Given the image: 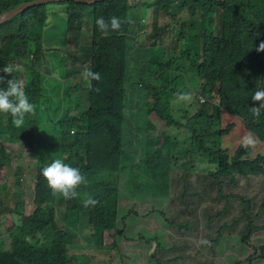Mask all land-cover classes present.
I'll return each instance as SVG.
<instances>
[{"label":"trees","instance_id":"obj_1","mask_svg":"<svg viewBox=\"0 0 264 264\" xmlns=\"http://www.w3.org/2000/svg\"><path fill=\"white\" fill-rule=\"evenodd\" d=\"M24 1L31 0H0V14ZM183 2H189L196 10L201 8L205 29L200 53L194 57L192 52L168 55L164 45L156 47L165 30L159 26L160 22L150 28L144 26L137 40L130 39L132 21L137 20V28L142 22L144 25L149 8L154 9V16L161 11L170 14L173 5ZM59 3L68 6L66 24L60 32L69 44H80L78 51L57 48L72 57L66 79L81 75L85 65L99 72L101 79L89 83L81 75L80 81L75 80L74 85L59 90V99H45L48 87L43 80L51 68L47 69V48L41 28L50 25V16L59 4L53 7L49 3L35 5L2 23L0 69L5 65H19L23 71L12 75L0 71V77L5 78L0 87L6 88V81L13 76L22 80L29 101L36 106V115L26 116L24 125L17 128L10 114L0 113V141L6 136L23 145L37 142L34 152L40 161L44 155L43 145L52 137L51 140L56 139L54 143L60 142L62 161L80 168L88 183L78 189L80 197L64 199L48 187L42 175L46 166L39 162L31 181L35 193L30 200L20 199L18 206L9 210L0 199V264H78L76 260L81 252L70 254V250L72 246L79 247L77 240L88 233V227L91 235L85 238L89 247L101 251L120 249V238L129 232L125 229L127 217L120 215V182L112 179L117 174H127L129 194L145 197L148 191L144 187L156 188L171 202L167 221L185 238L186 250L168 256L169 263L180 259V264H217L218 246L226 234H238L243 245H250L254 234L264 231V172L230 170L236 159L230 158L220 144L228 130L220 127L222 109L216 100L223 88L226 39L207 31L210 24H214L215 12L230 10L238 17L236 7L225 0ZM113 16L122 21L121 29L102 34L96 25L97 18L104 17L108 21ZM129 53L136 63L133 65L135 72L142 67L135 76L140 77V85L145 88L142 109L146 117L134 130L137 136L130 134L132 114L128 115L126 107V100L130 99L128 86L132 84L127 82L134 78V74L130 75ZM183 56L194 58L192 62L189 60L190 64H196L195 70L203 79L200 92H196L194 102L189 104V108L197 104L195 112L181 116L186 120L184 124L174 120L167 101L163 106V97L169 90L175 95L184 93L176 90L171 81L175 76L171 66L179 64ZM184 67L182 65L181 69ZM155 73L159 75L155 77ZM81 90L86 92V99H74L73 92ZM200 97L205 101L200 102ZM59 106L60 112L54 118L51 115ZM72 107L79 111L71 110ZM156 119L161 122L159 128H155ZM255 124L264 126V109L256 117ZM173 126L184 138L177 137V133L172 136ZM32 128L38 129L37 137ZM172 137L189 141L192 148L173 151ZM126 150L130 153L128 161L124 158ZM11 160L10 153L0 154V166L10 164ZM204 165L207 171L201 170ZM15 174L16 184L21 181L23 185L20 173ZM86 195L98 203L84 207L82 201ZM7 215L12 222L5 229L3 222ZM201 229L203 235H200ZM5 238L9 239V247L5 245ZM251 246L254 253L248 257V263L253 264L256 258L264 260V240ZM155 260L157 264L167 261L164 258Z\"/></svg>","mask_w":264,"mask_h":264},{"label":"rangeland","instance_id":"obj_2","mask_svg":"<svg viewBox=\"0 0 264 264\" xmlns=\"http://www.w3.org/2000/svg\"><path fill=\"white\" fill-rule=\"evenodd\" d=\"M233 4L239 16L236 17L230 10L218 11L213 15L215 17L214 24H210L211 27L207 31H212L223 35L226 39L225 48V60L223 71V88L219 95H217V102L221 105L222 121L220 123L221 129L228 130L220 140V144L224 152L229 154L230 158L235 157V163L230 168L231 171H245V172H264V126L255 124L256 118L252 114V107H259L258 101L252 100V95L256 90L264 89V52H258L256 49L260 43L264 42V0H225ZM21 4V3H20ZM59 4L57 9L50 16V25L41 28V33L45 39V51L47 60L49 62L47 69L51 68L50 72H46L44 76V84L48 87V91L45 93V99H59V90H64L67 86L74 85L77 81H80V74H76L72 78H67V66L72 65V57L67 56L61 49L63 48L72 51H78L80 44L68 43L60 32L61 28L65 26L68 6L67 3L49 2V5ZM176 6H179L176 8ZM53 7V6H52ZM59 9H63L60 13ZM145 18L146 23L142 22V25L137 28V20L132 21L130 26V39L137 40L141 31L144 30V26L150 28L155 23L159 26L165 27L162 32L161 39L158 40V46L166 47V53L168 55H182L183 53L192 52L193 57L195 54L201 52L202 46V33L205 29L201 19V8L197 10L190 5L189 2H183L181 5H173L171 13L166 14L160 12L157 15H153L154 9L149 8ZM175 13V14H174ZM237 15V13H235ZM249 24V25H248ZM143 26V27H142ZM71 38V36H70ZM70 41V40H69ZM149 44V43H147ZM134 51V50H133ZM177 54H174V53ZM130 58V75H133V79L129 78V96L130 99L126 100V107L128 115L132 114V123L130 134L137 136L134 131L139 126L138 123H142L146 117L145 111H143V95L145 88L140 85V77L135 76L142 71V67H138V72H135L133 65L136 64L133 61L132 54L129 53ZM188 56L180 58L179 64L174 63L171 66L172 72H174L173 81L176 90L184 91V93H191L192 99L190 101H179L178 95L171 93L169 90L166 96L163 97V106L172 107V115L175 121L184 124L186 120L181 118L182 114L194 113L197 108V104H192L189 108V104L193 103L196 98V92H200V88L203 83V79L196 72V64L191 63L194 60H190ZM79 64V60L77 61ZM185 65L183 69L181 66ZM132 66V67H131ZM79 67V65H77ZM45 68V66H44ZM159 75V74H158ZM155 73V77L158 76ZM83 82V81H82ZM84 84V82H83ZM171 93V94H169ZM74 99H86V92L81 90L79 92H73ZM144 99H148L145 97ZM132 101V102H131ZM67 104V103H66ZM59 107L54 108L53 116L56 118L60 112ZM71 110L79 111L76 107H72ZM159 124V126H158ZM155 128L161 127V122L157 119L154 121ZM180 128V126H176ZM32 132H35L37 137L38 129L32 128ZM159 131V129H156ZM172 136L177 133V129L173 126L170 130ZM246 135H250L255 144L249 147H244L242 144L243 138ZM177 137L184 138V135L179 132ZM52 138V137H51ZM49 138L43 145L42 160L36 157L35 150L37 142H30L27 145H23L21 142L12 140L9 137L4 136L0 141V154L2 152L10 153L12 160L10 164L0 166V180L4 179L8 181L11 186L8 189L0 191V198L5 207L9 210H14L18 206L20 199L30 200L35 191L31 184L33 181V175L36 173L39 167V162L42 165L47 166L54 159H61L63 156V150L60 148V142L54 143V140ZM172 150L182 152L184 149L189 150L192 148V144L189 141H184L173 138ZM44 143V141H42ZM60 150V155H58ZM130 153L126 150L124 154L125 161H128ZM256 166H253V164ZM215 166L217 163L214 164ZM19 167H24L19 170ZM31 167H34L33 170ZM207 166H203L201 170L207 171ZM16 172L20 173L21 179L24 180V184L21 181L16 184ZM32 174V175H31ZM114 181L120 182V215L121 218L128 215V225L125 224L126 233L120 238V249L109 248L106 251L100 249L91 248L88 246L85 236L91 235L90 227L88 233H84L79 242V247H71L70 254H78L80 256L76 260L78 264H148L145 263L144 258L141 259L135 253L137 245L128 243L129 240L133 241L138 237L137 231L141 232L143 237L152 239L155 237L153 231L149 228H157L156 223L161 219V215L171 209V202L167 203L165 196L158 197L160 200L140 199L142 195L129 194L127 185V174H117L116 177H112ZM14 187H17L14 188ZM20 187V188H19ZM10 189V190H9ZM12 189V190H11ZM16 190V195L13 196ZM144 190L148 191L145 196H158V192L151 188L144 187ZM11 191V192H10ZM63 205V204H62ZM1 208V206H0ZM155 211H152V210ZM163 210V212H162ZM166 210V211H164ZM8 212V211H7ZM6 212V213H7ZM30 212V207L27 208V213ZM11 219V220H10ZM226 219V218H225ZM12 222L10 215L4 219L3 225L6 229ZM121 223V221H120ZM123 227V225H122ZM145 227V228H143ZM85 230V224L83 225ZM147 233V236L144 234ZM204 234L203 229L200 231V235ZM251 239L250 245H243L241 242V236L238 234H226L220 245L218 246L217 264H249L248 257L254 253L253 246L258 245L264 240V231H258ZM5 245L9 247V239L5 238ZM91 245V244H90ZM78 249V250H76ZM144 249V248H143ZM77 251V252H76ZM142 252L141 250H136ZM235 258V259H234ZM239 259L244 260L239 261ZM164 264H171L168 260ZM253 264H264L262 259H254Z\"/></svg>","mask_w":264,"mask_h":264},{"label":"clouds","instance_id":"obj_3","mask_svg":"<svg viewBox=\"0 0 264 264\" xmlns=\"http://www.w3.org/2000/svg\"><path fill=\"white\" fill-rule=\"evenodd\" d=\"M122 21L118 17H111L108 21L104 17H99L96 20V25L100 32L104 35H108L109 31H119L121 29ZM258 52H264V42L260 43L259 47L256 49ZM0 71H3L5 74L12 75L14 72L23 71L19 65H5ZM83 79L91 83V81H99L101 75L99 72H94L89 65L84 66V70L81 73ZM5 78L0 77V83H4ZM7 87H0V113L10 114L12 117V123L17 128H20L25 123L26 116H35L36 115V106L29 101V98L25 92V85L22 80H17L14 76L13 79L7 80ZM200 102H204L205 99L200 97ZM192 99L191 93H182L178 94L179 101H190ZM253 101L259 102V107H252L253 116L259 117L261 114V109H264V89L256 90L252 95ZM74 132V131H72ZM242 144L244 147H249L255 144V140L250 136L246 135L243 138ZM45 166V165H43ZM42 175L48 182V187L52 189L53 194H58L64 199H75L80 197V192L78 189L82 185H87L88 180L86 175L82 174L81 169L78 167H73L68 163H65L61 159H54L50 164L42 169ZM7 186L4 187L3 185ZM0 191L8 189V186H11L8 181L4 179L0 180ZM128 185V184H127ZM17 189V187H14ZM152 189V188H151ZM10 190V189H9ZM12 190V189H11ZM154 190V189H153ZM16 191V190H15ZM158 196H145L140 199H149V200H160L158 197H162L160 190L156 189ZM11 192V191H10ZM13 196H15L13 194ZM167 198V196H165ZM2 198V196H0ZM84 207L95 206L98 201L91 196H87L83 199ZM169 199L167 198V203ZM171 210V209H170ZM169 211L162 214L161 219L157 221V228H146L154 232L155 237L149 239L148 237H143L140 231H137L138 237L128 243L137 245L135 248V253L139 258H144L145 263L148 264H157L155 258H164L165 260H170L168 256L178 254L179 252L186 250L185 247V238L175 228H171L167 217ZM152 211H155L154 209ZM166 211V210H164ZM163 212V210H162ZM128 219V215H126ZM126 223L128 225V221ZM145 228V227H143ZM147 236V233L144 234ZM203 235V234H202ZM143 237V238H142ZM204 243H208L205 241ZM79 246V245H78ZM144 248V249H143ZM136 250H141L142 252H137ZM102 252V251H101ZM244 260L239 259L237 263ZM180 259H176L173 264H180Z\"/></svg>","mask_w":264,"mask_h":264},{"label":"water","instance_id":"obj_4","mask_svg":"<svg viewBox=\"0 0 264 264\" xmlns=\"http://www.w3.org/2000/svg\"><path fill=\"white\" fill-rule=\"evenodd\" d=\"M61 1H76V2H85V3L92 4V3L100 2L103 0H31V1H24L21 4L1 13L0 14V25L14 18L15 16H17L24 10L29 9L35 5L46 4L49 2H61Z\"/></svg>","mask_w":264,"mask_h":264}]
</instances>
